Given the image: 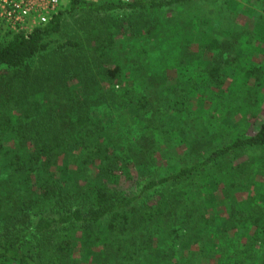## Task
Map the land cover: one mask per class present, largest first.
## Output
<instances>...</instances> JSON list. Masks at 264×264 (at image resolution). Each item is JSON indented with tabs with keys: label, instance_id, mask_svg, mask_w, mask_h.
Instances as JSON below:
<instances>
[{
	"label": "trees",
	"instance_id": "1",
	"mask_svg": "<svg viewBox=\"0 0 264 264\" xmlns=\"http://www.w3.org/2000/svg\"><path fill=\"white\" fill-rule=\"evenodd\" d=\"M193 2L69 0L28 35L0 32V264H145L144 250L177 253L186 219L189 240L217 231L214 264H264L256 254L264 191L231 204L233 193L264 188L256 180L264 175V120L215 145L224 129L208 116L206 95H224L232 44L161 17ZM77 13L87 19L71 33L63 17ZM154 97L166 111L150 116ZM192 101L209 118L202 127ZM103 108L132 112L140 139L125 143L120 127L104 125ZM193 124L200 139L187 143L189 162L153 173L156 155L181 145L166 147L163 133L188 137ZM133 169L137 180L120 187ZM221 204H231L228 216H219ZM173 219L182 222L162 249L161 229ZM173 258L168 264H183Z\"/></svg>",
	"mask_w": 264,
	"mask_h": 264
},
{
	"label": "rangeland",
	"instance_id": "2",
	"mask_svg": "<svg viewBox=\"0 0 264 264\" xmlns=\"http://www.w3.org/2000/svg\"><path fill=\"white\" fill-rule=\"evenodd\" d=\"M65 2H67V0H65ZM68 7L69 3L65 9H68ZM117 15L122 16L123 12H118ZM262 16L264 17V0H194L192 4L186 3L179 7L172 5L169 8H165L164 12L161 13L162 19H164V21L168 20L169 24L167 26H172L176 29L182 26L181 23H185L188 25V32H199L200 30H204L209 33H214V37L219 41L232 44L230 48L231 52L225 53L224 55L225 58L228 57L230 59L229 69L224 76L227 86L224 95L217 97V92L215 91H211L206 95L208 116L213 117L212 121H216V123L224 129L223 139L220 138L221 133L217 130L215 145L224 143L227 139L236 136L244 129L253 132L264 120V21L260 18ZM194 17H196V19ZM82 19H87L84 13H77L76 15L65 14L63 17L64 27L69 32L74 33L75 30L80 27L79 22ZM123 42L124 40H121V44ZM170 42L171 41L167 43ZM125 45L124 43L121 46L125 47ZM174 72L172 68V73L174 74ZM130 81L127 75L123 84L128 85ZM194 100H196V98ZM157 102V97L152 98L154 106L150 116L166 111L165 106ZM192 104L191 111L194 112L196 110L194 117L198 114L201 117H199V121L197 118L194 124L197 122L198 125L202 127L203 122H208L209 118L204 114L203 110H199V102L192 101ZM101 114L102 116H106L104 125H117L122 129L124 133L122 140H124L125 143L132 140L137 142L143 134L141 127H137L130 122L133 118V113L130 111L120 114L112 109L103 108ZM162 121L167 123L166 116L159 115L157 123ZM194 124L188 129V137H184L183 132L179 131L180 129L168 134L163 133L164 139H160L165 141L166 147L171 145L170 142L173 144L180 142L181 145L178 147L171 145L166 158L157 154L155 158L157 162H153L152 166L153 173L156 175L160 173L158 169L159 166L166 168L168 164L177 165L180 162L184 164L189 162L188 155L190 153L188 152L189 147L187 143L195 139H200V135L194 133ZM236 124L238 125V129H235ZM228 125L231 126V128L226 130V126ZM193 158L195 157L193 156ZM131 175L133 176L129 177V179L122 176L118 185L124 188L129 187L138 178L136 169L132 170ZM136 176L137 178H135ZM256 180L260 182L264 181V175H260ZM263 191L264 188L262 185L256 186L255 188L252 185L249 190H244L242 194L233 193L232 196L234 200L231 204H238L241 202V199H249L250 202H253L252 198H258ZM223 194L225 196L227 191L224 190ZM232 196L228 198L230 199ZM230 205L221 204L219 206V216L223 214L228 216L231 211L229 208ZM254 212L255 211L252 210L253 215ZM181 222L182 219H173L161 229L160 243L162 249L167 248L164 245L169 243L168 240L171 238L166 236L167 233L173 230L174 227L179 226ZM182 226L185 227L186 230L183 229L182 232H179L182 236L177 240V245L181 241H184V245L179 244L175 247V252L177 253L168 255L165 253L150 254L148 250H144L146 256L145 264H156V262L162 261V259H164V264H168V259L174 256L177 257L173 258L174 260L183 259V264L186 263L187 260H189L190 264L216 263L217 258L221 255L220 250L216 249L214 246V243L218 241V238H216L217 231L211 229L208 234L203 232L197 235V238L189 240L187 239L186 231L190 233L194 232L193 224L187 223L186 219ZM249 233L254 236V230ZM259 237V248L256 254L258 257H261L264 255V233H261ZM246 241L244 237L243 242ZM202 247H204L205 250L201 251Z\"/></svg>",
	"mask_w": 264,
	"mask_h": 264
},
{
	"label": "built area",
	"instance_id": "3",
	"mask_svg": "<svg viewBox=\"0 0 264 264\" xmlns=\"http://www.w3.org/2000/svg\"><path fill=\"white\" fill-rule=\"evenodd\" d=\"M69 0H0V32L28 35L51 22Z\"/></svg>",
	"mask_w": 264,
	"mask_h": 264
}]
</instances>
